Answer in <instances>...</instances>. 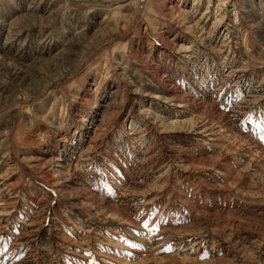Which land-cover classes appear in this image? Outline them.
Returning <instances> with one entry per match:
<instances>
[{
    "label": "rangeland",
    "instance_id": "374dc122",
    "mask_svg": "<svg viewBox=\"0 0 264 264\" xmlns=\"http://www.w3.org/2000/svg\"><path fill=\"white\" fill-rule=\"evenodd\" d=\"M0 264H264V0H0Z\"/></svg>",
    "mask_w": 264,
    "mask_h": 264
},
{
    "label": "snow or ice",
    "instance_id": "6c2138e0",
    "mask_svg": "<svg viewBox=\"0 0 264 264\" xmlns=\"http://www.w3.org/2000/svg\"><path fill=\"white\" fill-rule=\"evenodd\" d=\"M145 227L147 228V224H145ZM152 231H155V229H153ZM125 243H128L127 241H125ZM129 247H132V248H140V245L138 244H129ZM165 251H171L172 250V246L171 245H168L165 247V249H163ZM202 258H206V257H202Z\"/></svg>",
    "mask_w": 264,
    "mask_h": 264
}]
</instances>
